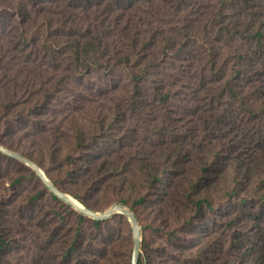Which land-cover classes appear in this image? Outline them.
Segmentation results:
<instances>
[{"label": "trees", "instance_id": "obj_1", "mask_svg": "<svg viewBox=\"0 0 264 264\" xmlns=\"http://www.w3.org/2000/svg\"><path fill=\"white\" fill-rule=\"evenodd\" d=\"M119 73L149 141L54 105ZM0 124L88 206L99 191L152 217L141 264H264V0H0ZM21 216L0 220V264H133L124 214L90 233L82 214L72 237Z\"/></svg>", "mask_w": 264, "mask_h": 264}, {"label": "rangeland", "instance_id": "obj_2", "mask_svg": "<svg viewBox=\"0 0 264 264\" xmlns=\"http://www.w3.org/2000/svg\"><path fill=\"white\" fill-rule=\"evenodd\" d=\"M96 76L95 80H85L83 83L71 80L74 87L66 86V92L55 98L54 105L63 108L71 116L73 114L78 115V117L83 118V122L87 124H96L98 118L106 115H109L110 118L113 119L118 118L120 115L122 117L126 116L127 125L125 129H123V133L127 135V138L134 142L140 139L149 141L147 130L148 121L143 120L137 113L133 112L128 101L124 100L123 95H121V92L117 89L116 81L117 79L121 80L123 78L122 74L119 73L116 79H108L102 75ZM113 99H120L123 101L121 104L122 110L115 105V101H111ZM109 101L111 103H109ZM50 110L57 112V114L61 113L60 109L51 108ZM184 112L186 117L194 116L191 110H184ZM163 115H165L164 111L159 110V116ZM148 117L149 120L154 118L153 115H148ZM59 121L61 122L59 126H61L64 122L62 119ZM42 127H44V125ZM5 129V126L0 124L1 142L3 141L6 145H11L13 149L20 152L24 151L27 154L30 153L31 148L27 141L23 143L18 139L10 141L12 135L7 136ZM54 172L55 169L51 171V174ZM17 178H22L21 182L14 184ZM36 195L39 197L35 201H31V198ZM86 200L91 202L98 210L103 208L108 210L113 206L110 205L111 201L103 198L99 191L95 193L86 192ZM128 206L133 208L131 205ZM133 209L139 214L142 224L144 225L145 240H148L152 244L156 243L158 236L154 232V229L149 226L154 223V219L145 214L140 208ZM23 213L32 219L37 228L36 232H38L40 236H43L44 231L51 228L52 220H54V225L60 224L63 227L64 234L67 233V235L71 237L77 231L83 214L72 205L67 204L65 201L55 196L30 166L0 151V220L6 219L10 221L11 219L12 223H14V221L18 223L17 219H20ZM124 217L128 222L125 229L121 232L128 241L129 247L134 249V228L129 218L126 215H124ZM91 226L94 227V218L89 217L86 223V229L89 233ZM186 232L189 233V230ZM106 234L108 235L109 231H107ZM99 236L101 237V234ZM227 246L228 244H226V248Z\"/></svg>", "mask_w": 264, "mask_h": 264}, {"label": "water", "instance_id": "obj_3", "mask_svg": "<svg viewBox=\"0 0 264 264\" xmlns=\"http://www.w3.org/2000/svg\"><path fill=\"white\" fill-rule=\"evenodd\" d=\"M0 151L5 155L20 160L30 166L43 180L46 186L55 194V196L65 201L67 204L72 205L74 208H76L86 216L92 217L96 220L105 221L113 219L118 214L126 215L131 221L135 233L133 264H141L145 243L144 225L142 224L139 214L133 208L125 203H116L106 211H99L88 206L83 201L78 199L75 195L64 191L60 186H58V184L54 182V180L38 162L34 161L23 152L10 148L1 141Z\"/></svg>", "mask_w": 264, "mask_h": 264}]
</instances>
